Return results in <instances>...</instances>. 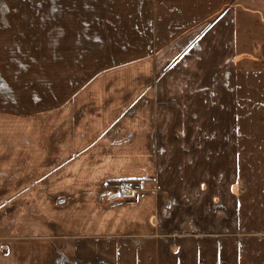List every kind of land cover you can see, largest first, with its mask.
I'll list each match as a JSON object with an SVG mask.
<instances>
[{"label": "crops", "instance_id": "crops-1", "mask_svg": "<svg viewBox=\"0 0 264 264\" xmlns=\"http://www.w3.org/2000/svg\"><path fill=\"white\" fill-rule=\"evenodd\" d=\"M123 75L128 103L69 79ZM15 116L0 264H264V0H0Z\"/></svg>", "mask_w": 264, "mask_h": 264}, {"label": "rangeland", "instance_id": "rangeland-1", "mask_svg": "<svg viewBox=\"0 0 264 264\" xmlns=\"http://www.w3.org/2000/svg\"><path fill=\"white\" fill-rule=\"evenodd\" d=\"M190 78L193 80L192 77H190ZM69 79H70V82H72L74 92L81 90V85L84 84L86 82V80L88 79V80H90L89 86H92L94 84H99V83H102V84L104 83V86L106 85V92H105V100L106 101L120 100L123 103L129 102L130 81H131V77H129V76L123 75V76H118L115 78L114 77H106V78H100V79L96 78V77H90V78L72 77ZM146 82H147V84H151L153 86L159 85V84L163 85L161 79L159 80V76H152L149 78H146L145 76H141L138 78V85L139 84H146ZM175 83H176V81H175ZM90 95H91L90 101H95L94 100L95 94L91 93ZM76 97H77V95L75 94L73 99H76ZM100 100H102V99H100ZM177 111H181V110L177 109ZM10 115L14 116L12 114H10ZM177 116H178V114H177ZM4 118L5 119L0 118V132L3 130V123H4L9 128V133H17L19 130V126L20 127L22 126V124L21 125L19 124L18 117L15 116L14 118H11V119H9V118L6 119V117H4ZM22 122H23V120H22ZM32 126L30 125V127H32ZM173 127H172V129H173ZM220 127H221L222 131L225 130V128H226L225 124L220 125L219 128ZM219 159L224 160V158H219ZM107 183L108 182L102 183L98 187V189H97L98 200H100V196H101V200H107L108 202L109 201L113 202L115 200V198L118 197L117 195L116 196H109V195H105L103 193L108 188V185H106ZM14 192H15V189H11L9 187L8 188H5V187L1 188L0 187V205L5 203V201H3V200H7V197H12ZM61 199H63V200L66 199L65 195L58 196V198H57L58 203H60ZM10 200H12V199H10ZM5 208H6L7 212L13 211V205L7 204V205H5ZM0 239H2V238H0Z\"/></svg>", "mask_w": 264, "mask_h": 264}, {"label": "built area", "instance_id": "built-area-1", "mask_svg": "<svg viewBox=\"0 0 264 264\" xmlns=\"http://www.w3.org/2000/svg\"><path fill=\"white\" fill-rule=\"evenodd\" d=\"M108 188L103 192L105 195L116 196L123 199L135 198L139 192V187L134 180H119L108 182ZM101 199V196H100Z\"/></svg>", "mask_w": 264, "mask_h": 264}, {"label": "water", "instance_id": "water-1", "mask_svg": "<svg viewBox=\"0 0 264 264\" xmlns=\"http://www.w3.org/2000/svg\"><path fill=\"white\" fill-rule=\"evenodd\" d=\"M118 196V195H117Z\"/></svg>", "mask_w": 264, "mask_h": 264}]
</instances>
